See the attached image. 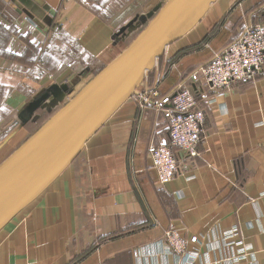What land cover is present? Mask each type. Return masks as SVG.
Segmentation results:
<instances>
[{
  "label": "crops",
  "instance_id": "0c3cea01",
  "mask_svg": "<svg viewBox=\"0 0 264 264\" xmlns=\"http://www.w3.org/2000/svg\"><path fill=\"white\" fill-rule=\"evenodd\" d=\"M34 1L49 23L18 12L15 0H0V164L120 56L168 0L141 7L117 27L81 0ZM258 24L264 25V0H215L138 89L170 92ZM66 57L62 67L48 69ZM193 87L214 98H199L205 120L198 157L174 150L179 173L160 184L148 148L168 139V120L129 99L0 230V264H188L163 250L161 240L174 226L187 250L197 252L193 264H264V69L255 81L226 90L201 80ZM42 111L50 116L29 133ZM234 226L238 236L226 237Z\"/></svg>",
  "mask_w": 264,
  "mask_h": 264
},
{
  "label": "water",
  "instance_id": "95a60500",
  "mask_svg": "<svg viewBox=\"0 0 264 264\" xmlns=\"http://www.w3.org/2000/svg\"><path fill=\"white\" fill-rule=\"evenodd\" d=\"M15 1L21 5L18 12L36 23L41 19L49 23L34 0ZM214 1L168 0L120 56L0 164V230L73 163L87 142L135 94L167 47L196 27Z\"/></svg>",
  "mask_w": 264,
  "mask_h": 264
},
{
  "label": "built area",
  "instance_id": "2783aa9c",
  "mask_svg": "<svg viewBox=\"0 0 264 264\" xmlns=\"http://www.w3.org/2000/svg\"><path fill=\"white\" fill-rule=\"evenodd\" d=\"M263 69L264 25H249L170 92L162 94L157 88L137 89L130 99L141 106H153L157 112L164 114L169 123L168 139L152 142L148 148L150 166L160 184L169 183L179 173L180 160L174 150H181L190 158L200 155L198 147L205 114L199 108V98L209 103L214 102V98L207 91L198 94L193 84L201 80L211 90H226L240 82L255 81ZM238 234L237 226L225 232L229 238ZM191 242L197 243L199 238L192 237ZM161 243L165 253L189 258L188 264H193L198 257L196 251L187 250V242L181 236L179 227L169 228ZM244 255L241 254L238 259Z\"/></svg>",
  "mask_w": 264,
  "mask_h": 264
},
{
  "label": "rangeland",
  "instance_id": "374dc122",
  "mask_svg": "<svg viewBox=\"0 0 264 264\" xmlns=\"http://www.w3.org/2000/svg\"><path fill=\"white\" fill-rule=\"evenodd\" d=\"M82 3H87L90 6L97 9L100 14H103L104 17L112 20L116 27L121 25L124 21L129 19L134 13L138 12L140 9L147 8L150 4L152 5V8L156 6L157 4H163L164 0H151V1H144V0H81ZM146 6V7H144ZM58 37L60 34L56 33ZM51 36V35H50ZM49 37V36H48ZM53 37L56 38V36H51L49 40H51ZM55 40V39H54ZM56 41H60L59 39H56ZM60 46L64 45V41L60 42ZM55 46H57V43H55ZM55 46H52L54 48ZM56 49V48H55ZM78 55V54H77ZM78 58H82V56H78ZM63 61H68V58L66 57L64 60L62 59L59 63L61 64H50L48 69H58L62 67ZM65 102L62 103V105ZM16 116V115H15ZM50 114L48 112H41L38 113V119L35 123H30L28 125L29 133L35 131L48 117ZM17 120V118H16ZM14 119V123L16 121ZM18 122V120H17Z\"/></svg>",
  "mask_w": 264,
  "mask_h": 264
}]
</instances>
